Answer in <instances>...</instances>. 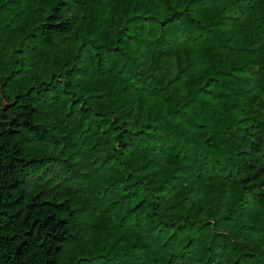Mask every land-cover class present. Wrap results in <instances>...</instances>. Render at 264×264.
Returning a JSON list of instances; mask_svg holds the SVG:
<instances>
[{
    "label": "trees",
    "instance_id": "trees-1",
    "mask_svg": "<svg viewBox=\"0 0 264 264\" xmlns=\"http://www.w3.org/2000/svg\"><path fill=\"white\" fill-rule=\"evenodd\" d=\"M0 264H264V0H0Z\"/></svg>",
    "mask_w": 264,
    "mask_h": 264
},
{
    "label": "rangeland",
    "instance_id": "rangeland-1",
    "mask_svg": "<svg viewBox=\"0 0 264 264\" xmlns=\"http://www.w3.org/2000/svg\"><path fill=\"white\" fill-rule=\"evenodd\" d=\"M33 185H44L48 189H62L65 186V180L57 175H44L38 178H30Z\"/></svg>",
    "mask_w": 264,
    "mask_h": 264
}]
</instances>
